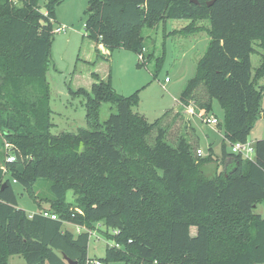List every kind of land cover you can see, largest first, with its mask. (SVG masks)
<instances>
[{
    "label": "trees",
    "instance_id": "16d2710c",
    "mask_svg": "<svg viewBox=\"0 0 264 264\" xmlns=\"http://www.w3.org/2000/svg\"><path fill=\"white\" fill-rule=\"evenodd\" d=\"M62 1L46 0L42 11L39 0H0V264L13 254L26 264H68L63 255L93 264L95 222L112 229L104 263L264 264V217L255 212L264 200V138L252 143L250 158L226 150L227 142L247 141L263 110L264 0H89L85 36L97 59L125 48L143 55L141 66L151 56L143 31L168 18L190 19L180 34L208 19V46L179 109L148 121L132 109L138 90L118 94L109 76L92 72L90 89L70 90L83 100L88 127L53 133L46 71ZM254 52L260 63L252 72ZM212 98L225 113L221 154L209 147L203 156L186 109L207 114ZM104 104L112 110L101 119ZM15 184L48 208L27 213ZM64 222L86 229L75 233Z\"/></svg>",
    "mask_w": 264,
    "mask_h": 264
},
{
    "label": "rangeland",
    "instance_id": "374dc122",
    "mask_svg": "<svg viewBox=\"0 0 264 264\" xmlns=\"http://www.w3.org/2000/svg\"><path fill=\"white\" fill-rule=\"evenodd\" d=\"M45 2L46 0H39L42 11H45ZM89 7V0H63L55 8L53 31L58 26L65 29L53 33L49 53L50 66L46 71V80L50 86L49 106L54 123L51 131L59 133L88 127L83 100L81 97H73L70 90L79 87L90 89L96 80L92 75L94 71L100 79L109 76L118 94L127 96L138 90V102L132 109L143 113L148 121L154 120L168 108L179 109L177 99L188 79L196 74L197 60L205 54L208 46V19L197 21L201 28L185 34H180L179 31H183L190 24V19L186 18H168L159 22L154 29L144 30L145 55L151 53V56L141 66H137L140 58L137 53L125 48H116L110 53L107 61L97 59L94 53L96 58L93 62L95 61L96 65L93 67L85 60L90 58L91 44L96 46L85 36L84 24L88 18ZM250 60L253 72L259 64V54L252 53ZM165 77L169 80L164 81ZM260 83L264 84V77L260 79ZM261 106L263 110L248 133L247 143L264 138V96ZM111 110L108 104H104L100 110V118H106ZM186 114L199 138L202 155L208 153L209 147L215 154H221L225 113L219 101L216 98L211 99V109L207 114L203 110L197 111L193 108ZM212 116L217 118L221 127L206 122V117ZM231 149L230 143L227 142L226 150ZM213 169V163L205 165L207 173ZM14 190L18 206L27 213L36 212L39 207L48 208L47 202H41L39 206L20 185L15 184ZM38 190L41 192V189L37 188ZM66 200L71 203L75 201V194L71 189L66 191ZM262 209L264 210V200L258 202L257 206L258 211ZM63 227L75 233L86 229L72 222H64ZM106 232L112 233V229L106 228L102 223H94L90 230L87 256L100 261L101 264H124L122 261L104 263L99 260L105 249L113 244ZM8 263L26 264L24 258L18 254L10 255Z\"/></svg>",
    "mask_w": 264,
    "mask_h": 264
},
{
    "label": "built area",
    "instance_id": "2783aa9c",
    "mask_svg": "<svg viewBox=\"0 0 264 264\" xmlns=\"http://www.w3.org/2000/svg\"><path fill=\"white\" fill-rule=\"evenodd\" d=\"M65 28L63 26H58L55 28V32H61L62 30H64ZM142 56L143 55H139V59H142ZM169 79L167 77H165L164 81H168ZM206 122L207 123H213V124H216L218 122L217 118L212 116V117H206ZM231 147H232V151L235 152V153H240L243 157H246V158H250L251 156L250 155H253L254 154V146L252 143H247V142H240V141H237L233 144H231ZM197 153L198 154H203V151L201 148L197 149ZM14 159V157L12 155H9L7 157V160L8 161H12ZM44 215L46 216H50L51 218H56V215L55 214H48L47 212H44L43 213ZM93 264H101L100 261H92Z\"/></svg>",
    "mask_w": 264,
    "mask_h": 264
},
{
    "label": "crops",
    "instance_id": "0c3cea01",
    "mask_svg": "<svg viewBox=\"0 0 264 264\" xmlns=\"http://www.w3.org/2000/svg\"><path fill=\"white\" fill-rule=\"evenodd\" d=\"M98 48H99V50H100V52H102V53H105V54H108V51H107V49H105L104 47H103V45H98L97 46ZM90 48H91V55H90V58L89 59H85L86 61H88V62H92L96 57H94L95 55H93L94 53H95V51H94V49H95V47H93V44H91V46H90ZM259 54V63H260V53H258ZM99 60H101V59H99ZM99 63V62H98ZM97 63V64H98ZM91 65V64H90ZM96 65V62L94 63V64H92L91 66H95ZM259 65V64H258ZM257 65V66H258ZM256 66V67H257ZM255 67V68H256ZM255 68H254V70H255ZM94 72H96V71H94ZM254 72V71H253ZM97 73V72H96ZM258 83L259 84H261L260 83V80L258 81ZM190 109H192V107L190 106V107H188L187 109H186V113H188V110H190ZM257 206H258V203L256 204V207H255V212H257L258 214H260L262 217H264V210L262 209V210H260V211H258L257 210ZM30 213H32V212H30ZM70 230V229H69Z\"/></svg>",
    "mask_w": 264,
    "mask_h": 264
},
{
    "label": "water",
    "instance_id": "95a60500",
    "mask_svg": "<svg viewBox=\"0 0 264 264\" xmlns=\"http://www.w3.org/2000/svg\"><path fill=\"white\" fill-rule=\"evenodd\" d=\"M190 1H192V2H194V3H198L197 0H190ZM211 3H212V1H209V2H208V5H210ZM89 8H90V7H89ZM63 257L66 259V261H67L68 264H77V261H74V260H72V259L66 257L65 255H63Z\"/></svg>",
    "mask_w": 264,
    "mask_h": 264
}]
</instances>
